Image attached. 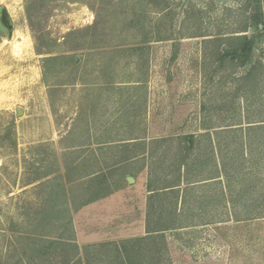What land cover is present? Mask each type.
Returning <instances> with one entry per match:
<instances>
[{
	"label": "rangeland",
	"instance_id": "obj_1",
	"mask_svg": "<svg viewBox=\"0 0 264 264\" xmlns=\"http://www.w3.org/2000/svg\"><path fill=\"white\" fill-rule=\"evenodd\" d=\"M262 2L0 0V264H26L27 244L11 229L29 228L27 214L52 205L51 193L69 207L83 199L85 180L66 197L54 176L30 185L37 176L75 162L69 176L78 180L118 163L107 172L113 198L73 210L72 225L80 245L137 236L150 167L124 161L140 153L132 142L208 131L213 149L202 138L195 151L205 161L199 177L224 164L225 196L219 182L190 195L193 205L200 198L185 218L196 225L184 236L193 242L169 237L173 264H264ZM244 25L233 35L254 44L240 67L218 57L226 44L216 39ZM176 147L159 154L166 166ZM244 215L256 218L235 221Z\"/></svg>",
	"mask_w": 264,
	"mask_h": 264
},
{
	"label": "trees",
	"instance_id": "obj_2",
	"mask_svg": "<svg viewBox=\"0 0 264 264\" xmlns=\"http://www.w3.org/2000/svg\"><path fill=\"white\" fill-rule=\"evenodd\" d=\"M262 3L257 15L259 35H264V2ZM248 28V25H244L236 32H229V36L216 39V42L226 44L224 50L218 46L217 55L220 59L236 61L240 67L248 65L254 41L246 34L233 35L247 33ZM72 64H75V60H72ZM261 65L262 62L259 61V66ZM260 128H264V124L259 125ZM202 138H207L208 148L213 149L210 131L205 135L192 133L178 137L153 138L149 141L136 138L132 142L140 153L131 154L124 161L139 157L147 158L150 167L147 185L150 195L147 202L146 236L125 241L107 253L98 252L93 246L81 247L77 243L72 225L69 200L60 203L59 196L51 193L49 198L52 199V205H49L50 200L47 199L44 208L27 214L30 229L17 231L11 229L12 233L18 234L20 240H24L27 244L22 251L23 256L26 257V264H173L169 237L173 236L175 241L182 242L187 248L191 247L193 242L184 240V236L190 234L188 230L196 225H189L185 222V218H192L195 209L192 206L195 207L200 198L192 201L193 205L190 203V195L197 189L219 182L218 185L222 184L221 196L222 198L225 196L226 187L221 183L223 177H226L224 164H214L210 177L206 179L199 177L198 169L203 167L205 161L195 151ZM170 143L176 144L177 147L171 151V162L166 166L159 154L164 148L167 149V144ZM207 153L211 154V151ZM210 156L214 157L213 151ZM117 164L107 167L96 166L80 179L70 180L69 174L77 169V165L75 162L63 163L61 169L37 176L29 184L46 178L47 181L43 183L48 184L51 183L49 178L54 176L55 181L58 182L56 188L59 189L56 192L58 195L63 193L62 196L67 197L73 184L85 180L83 199L79 204L72 206L73 210H77L112 194L114 189L107 172ZM255 218L251 215L235 216V221L247 222ZM198 232L193 231V233Z\"/></svg>",
	"mask_w": 264,
	"mask_h": 264
},
{
	"label": "crops",
	"instance_id": "obj_3",
	"mask_svg": "<svg viewBox=\"0 0 264 264\" xmlns=\"http://www.w3.org/2000/svg\"><path fill=\"white\" fill-rule=\"evenodd\" d=\"M148 161V160H147ZM131 183V182H130ZM146 185H148V181L146 182ZM146 191H147V200H146V217H145V221L143 226L141 227V233L140 235L137 236H130L127 238H108V239H103V240H87L85 242H83L82 245H80L77 241V243L79 244V246L84 247V246H93L95 247V249L100 252L102 251L103 253H107V252H111V249L115 248V247H119L122 243H124L125 241H129L131 239L134 238H139V237H144L147 235V227H146V219H147V202H148V197L150 195V193L148 192V188L146 186ZM114 196V191L112 192V194H110L109 196H106L102 199H99L93 203H90L84 207H82L81 211L79 213L84 214L87 211H90L93 207L98 206L100 203H102L103 201L107 202L108 200L112 199ZM71 206V204H70ZM71 208V216H73L72 212L73 209ZM75 219V217H74ZM117 224V223H115ZM111 225H112V221H111ZM76 240H78V238H76Z\"/></svg>",
	"mask_w": 264,
	"mask_h": 264
},
{
	"label": "water",
	"instance_id": "obj_4",
	"mask_svg": "<svg viewBox=\"0 0 264 264\" xmlns=\"http://www.w3.org/2000/svg\"><path fill=\"white\" fill-rule=\"evenodd\" d=\"M19 115L23 114V111L21 109L18 110ZM132 178H129V181L131 182Z\"/></svg>",
	"mask_w": 264,
	"mask_h": 264
}]
</instances>
